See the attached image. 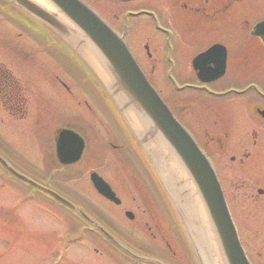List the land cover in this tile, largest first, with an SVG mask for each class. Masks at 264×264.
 <instances>
[{
    "label": "rangeland",
    "instance_id": "1",
    "mask_svg": "<svg viewBox=\"0 0 264 264\" xmlns=\"http://www.w3.org/2000/svg\"><path fill=\"white\" fill-rule=\"evenodd\" d=\"M116 8L117 6L112 3H107L105 7L101 6V10L106 14L113 13ZM17 20L21 24L25 21L23 19ZM2 22L4 21L2 20ZM139 22L144 25L149 24L148 21L143 18L139 19ZM141 26L143 27V25ZM31 31L39 36H43L44 34V31L38 28ZM149 33L151 35L153 34L152 32ZM139 40L137 36L135 39L132 38L129 40V44L133 49L138 46ZM142 49L143 47H141L139 51H142ZM46 50L47 48L44 43L39 45L34 40L28 41L27 45L23 46L5 39H0V55H6L13 61L19 60L26 64L25 66H19L18 72L21 76L26 77V79L30 81L31 76H33V84L36 87L33 89L34 93L41 90L46 94L58 97V94L51 92V89L54 88L56 91L60 90L61 96H66V93L56 86L58 85L57 81L69 82V77H65L66 71L59 70L53 72L45 71L41 68V64L44 63L46 65L45 62H47V60H41L37 58V55H40V52ZM56 50L57 49L53 47L52 52L57 53L58 50ZM198 51L199 48L195 45L189 51V53L193 55H153L158 66H156V71H151L150 64L147 62L148 59L146 60V55H137V57L142 59L146 68L148 67L151 78L163 88L166 84L159 83V78H161L159 71L162 72V76L164 77L170 70L171 62L175 61L178 64L176 74L173 70L171 73L181 80L190 78L191 74L188 73L184 64H186V61H190ZM11 53H16V55H11ZM69 55L67 49L61 54L63 63L68 64L71 62L69 60V58H71ZM51 66L54 69L53 64H51ZM69 85L78 89L71 83ZM28 87L27 85V89ZM86 88L91 91L89 86H86ZM92 90L94 100H97L94 86ZM168 90L171 92L170 95L167 96V93H165L166 96H163V98L167 102L168 99L171 102L173 100V105L177 106L179 104V106L183 108V111L180 113L185 121L180 119L181 122L193 132L200 145H202V143L204 144L205 141L209 142L210 140L204 139L205 131L212 133L218 131L212 124L210 113L213 114V112L210 111V107L205 103L198 102V99L194 97L192 98L194 108L190 105L188 97H184L183 99L185 100L177 103V99L179 98L172 93L171 89ZM76 92L77 95L80 96L79 90H76ZM27 94H30L29 91ZM68 99L69 101L71 100L69 97ZM76 105L78 106L77 103ZM53 106L59 107V112H54ZM217 106L223 115L227 112L230 115L239 114L241 109L240 104L226 107V103L223 101ZM242 106L244 107V105ZM60 107V104L51 96H49L48 100H38L35 95L30 110L28 109V104H24L21 107L23 116L21 115L20 118H12L10 115L8 116L0 110V140L5 143V146H2V149H0V153L7 160L13 162L19 169L24 171L23 174L27 177L34 179H36V177L40 178L46 184H50V182H47V179L49 180L51 175L55 174L53 170L56 166L53 164L50 165L46 159L45 152L50 140L44 128L45 126L47 128L49 124L44 123L43 120H50L55 116L62 118L63 116L62 119L66 122L69 116L76 115V112L70 110V108L65 106ZM208 110L210 112H207ZM48 114L51 115V117ZM240 122H244V120L240 119ZM189 124L193 125V128H191ZM247 125H249V122ZM96 126L97 129L100 130L98 125ZM102 133L105 134L103 129H101L97 135L94 133V138H91L95 151L91 148L90 150L97 155L94 154L93 156L89 151L85 157V161L75 171L67 170L66 172L68 174L65 173L63 175L60 183L54 181L52 187L64 193V195L71 197L75 202L86 206L89 210H92L94 214V211L105 213L106 217H108L107 221L111 220L112 226L119 229L121 236L129 240L139 251L150 254L160 260H167L169 264H192L188 251L180 241L179 232L177 228L174 227L171 217L168 214V206L170 207V205L167 198L150 188L151 184L143 173L133 169L137 168L136 164H138L134 158L131 157V162L125 164V166L129 167L126 169V171H128L125 174L119 170L117 165L118 162L113 160L110 150H107L105 147L100 149L101 142L106 140ZM262 147L264 149L263 142ZM236 156V153H230L227 156V161H230V157ZM43 162L45 164L44 167ZM46 164L49 165L48 170L46 169ZM91 167L95 168L98 172H103V174L108 175L107 177L112 182L115 180L114 183L118 192L122 194L120 197L123 201V205L126 207L125 209L130 208L132 209L131 211L136 212V220H129L125 216V213H121L123 211L122 207L106 205L90 191L88 184H86L88 176L86 178L85 174L87 173L86 170ZM232 168L237 169L236 165H233ZM114 169L117 170V173H115L116 170ZM216 169L221 178L223 174L222 168L216 166ZM137 178L146 182L151 198H148L146 192L140 195L138 191L136 192V189L133 188L135 184L134 181H137ZM236 179V176H232L231 178L233 182ZM12 181L16 182L14 178L6 174L0 168V264H60V261L64 260V264H127L126 259L121 257L119 252L111 249L107 243L100 245L101 243L97 242V235L86 229L85 226L80 223L76 214L62 207H59L63 210L60 211L56 208V205L54 206V204L50 203L47 199H39L42 196L30 191L26 185L21 183L17 184V182L13 183ZM234 183L232 184L234 185ZM22 185L27 188L22 187ZM68 187L71 191L66 190L69 189ZM78 190L80 192H77ZM236 194L244 198L239 192ZM81 195L85 196V200ZM28 199H30V202ZM84 201L87 203H84ZM40 207L44 209L41 210L42 212L39 210ZM147 212L149 213L148 215ZM232 212L240 231L242 225L246 228L254 224L253 221L255 220L240 217L236 209L233 208ZM60 221L62 223H60ZM82 228L84 232L80 233ZM71 233H73L72 236ZM242 234L244 235V241L254 244V248H250L258 264H263L264 238L260 240L259 234L258 236L256 234L251 236L249 233L245 234L241 232V235ZM255 240L258 242H255ZM98 247L102 255L100 252L94 255V250ZM57 248L61 250L60 254H56L59 255V259L55 258L56 255L54 254ZM171 251L174 254H172ZM259 254L260 257L258 259Z\"/></svg>",
    "mask_w": 264,
    "mask_h": 264
},
{
    "label": "water",
    "instance_id": "2",
    "mask_svg": "<svg viewBox=\"0 0 264 264\" xmlns=\"http://www.w3.org/2000/svg\"><path fill=\"white\" fill-rule=\"evenodd\" d=\"M15 1L49 26L62 33H68L69 27L57 15L31 0ZM47 1L74 27L75 36L80 34L100 66L110 76L124 102L142 124V131L148 136L147 139L152 141L159 158L180 176V181L174 185L172 182L166 183L170 186L166 190L185 224L184 232L198 264H248L220 182L210 161L189 133L175 121L167 106L147 82L122 40L80 1ZM0 161L12 173L28 181L15 173L1 158ZM177 194L180 197L179 202L175 200ZM185 202H188L189 207L184 206ZM65 204L72 207L66 201ZM188 210L193 217L199 219L197 225L202 232L195 233L197 227H191L189 224L186 217ZM206 233L213 235L217 245L212 243L210 246L208 242L206 244ZM107 237L112 239L111 236Z\"/></svg>",
    "mask_w": 264,
    "mask_h": 264
},
{
    "label": "flooded vegetation",
    "instance_id": "3",
    "mask_svg": "<svg viewBox=\"0 0 264 264\" xmlns=\"http://www.w3.org/2000/svg\"><path fill=\"white\" fill-rule=\"evenodd\" d=\"M150 2L148 10H152L156 13L157 18L160 22L173 33V36L169 35L165 37L162 33L159 35L162 37V40H158L153 43L152 46H146L145 55H189V52L186 51L187 47L190 44L191 34L194 30L202 28L205 24L213 25L210 29L212 34L208 36H213L210 42V46L215 44H222L227 49V55H237L239 57L235 58V66L237 63H241V55H264V44L260 39L254 38V47L249 52L244 50V47L239 44L242 37V32L247 30L250 26V21L248 18L243 19L245 14V9L248 8L251 2L258 3L257 0H246V4L241 7H236L234 2L231 0H147ZM197 2L200 4L197 5ZM208 6L212 7L213 12L211 13L208 10ZM232 8V10H231ZM248 13V11H246ZM202 13L200 16L195 19L193 17L195 14ZM169 15V18L167 16ZM255 17H261L264 15V12L260 10L254 11ZM249 16V15H248ZM247 16V17H248ZM190 21L187 23L186 27H181V24L186 20ZM122 24H125V20L122 22V19L119 16L114 17V25L118 28L122 27ZM194 24L196 25L194 27ZM194 27V28H192ZM237 28V29H236ZM228 29H232L229 31ZM235 29V30H233ZM138 30L142 31V27L138 25H133L130 23L128 37L135 34ZM188 30H191L188 33H184ZM167 39V42H166ZM174 39V42H173ZM218 40V41H217ZM230 41L231 43H229ZM235 47L234 50L231 48ZM208 47V48H209ZM185 48V50H184ZM207 48V49H208ZM182 50V51H180ZM200 53V52H199ZM198 53V54H199ZM256 57V56H255ZM240 66H236V69H239ZM231 73V70L227 68V75ZM236 76V74H234ZM233 75V76H234ZM233 76L230 78L232 81L231 86H226L222 88L220 85L215 89V95L219 94L220 90H231L236 89L240 90V85L235 83ZM259 80L252 83L249 88H255L254 97L257 112H264V74H260ZM237 78V76L235 77ZM1 82H4L2 79ZM246 88V87H245ZM236 95V94H235ZM241 96L237 95L232 97L229 101L240 100L239 103H242ZM227 101L224 99H212L208 103H214L216 106L222 101ZM235 101V102H236ZM234 104V103H233ZM177 111L180 110L176 108ZM216 109V107L214 108ZM240 119H243L244 122H240ZM249 122V125L247 123ZM212 124L216 128L217 132H205L206 140L208 145V150L210 155L212 152L221 151L226 155L225 161H227V156L230 153H236V157H230V166L228 168H222V181L223 184L228 186V183H234L233 187V196L230 194L229 186L226 191V195L230 198L231 204L234 209L237 210L243 218L253 217L256 219H261V215H264V149L262 147V142L264 144V117L259 114L256 117H247V121L242 116L234 117H224L216 115L212 119ZM262 140V141H261ZM207 150V149H206ZM116 156L119 170L124 174L127 166H125V157H127V152L120 146H116ZM124 162H122V160ZM236 165L237 169H233L232 166ZM232 176H236L234 182L231 180ZM135 184H139L142 192L147 190L142 183V181H134ZM249 183L253 188L257 190L258 195L253 196L248 194L242 189V185ZM241 186V188H238ZM137 192V190H136ZM240 193L244 196L241 198L236 193ZM140 195V192H138ZM144 213H146L144 211ZM248 230L249 228L246 227ZM254 234H259L258 231L254 228L250 229Z\"/></svg>",
    "mask_w": 264,
    "mask_h": 264
},
{
    "label": "bare ground",
    "instance_id": "4",
    "mask_svg": "<svg viewBox=\"0 0 264 264\" xmlns=\"http://www.w3.org/2000/svg\"><path fill=\"white\" fill-rule=\"evenodd\" d=\"M6 4H4V6L6 7V8H10V7H12L15 3H16V1L15 0H3ZM33 3H35L36 5H38V6H40L41 8H48V9H51L52 8V6L48 3V1L47 0H31ZM198 4H200V2H197V5ZM22 12H20V11H18L17 13H16V16H17V18L18 19H26L27 18V15L26 14H30V12L29 11H27L26 9H24L23 7H22ZM208 10L212 13L213 12V10H212V7L211 6H208ZM3 21L4 22H2V20H0V39H5V40H7V41H9V42H12V43H16V44H20V45H27V43H28V41H31V39L29 38L30 36L31 37H34L35 35H36V33H34L33 31H31V30H36V28H21L20 30L15 26V25H13L12 23H10V22H7L6 20H4L3 19ZM24 22V21H23ZM31 23L33 24V26H36V24L33 22V21H31ZM211 24V23H210ZM210 24H207V25H204L202 28H200V29H197V30H194L193 32H192V34H191V38H192V42L194 43V44H196L198 47H203V48H201L198 52H201V51H204L205 49H207L209 46H210V44H207L206 46H204L205 44H206V42H207V40L204 38V35H203V31H205V30H210L211 29V27L213 26V25H210ZM191 30H188V31H186V32H183V34L184 33H188V35H189V32H190ZM210 41V40H209ZM218 41V40H217ZM155 42H157L156 41V38H151V43L153 44V43H155ZM173 42H174V39H173ZM216 46H218L222 51H225L226 50V47L224 46V45H221V44H216ZM219 48H217V47H213V46H211V47H209L208 49H207V51L210 53V55H217V54H219ZM66 50V49H65ZM65 50H63V52H57V53H54V52H52V50L51 51H49V52H40L39 54L40 55H38L40 58L41 57H47V56H50L51 58H56V57H58V56H60V54H63L64 52H65ZM197 52V53H198ZM47 55V56H46ZM52 60V59H51ZM23 65V64H22ZM218 76H215V77H213L212 79L213 80H218ZM130 135H132V133L131 132H128ZM80 135V134H79ZM78 135V137L79 138H81L80 136ZM82 139V138H81ZM83 140V139H82ZM84 141V140H83ZM85 142V141H84ZM135 142H136V139H135ZM197 145V147L200 149V151L205 155V157L210 161V151L208 150V145H207V143H205L204 145H198V144H196ZM207 149V150H206ZM53 154L54 155H56V157H61L62 156V154L60 153V152H58L57 153V151H56V149H54V151H53ZM86 155V152H83L82 153V155H81V158H83L84 156ZM212 155L213 156H211V157H213L214 158V163H213V165H214V167H215V169H216V166H218V167H221V168H228L229 166H230V162H227V161H225V158H226V155H224L221 151H218L217 153L216 152H212ZM1 159H4L3 157H0ZM211 163V162H210ZM155 164V163H154ZM156 165V168H158V169H160L161 171H162V173H163V175L166 177V178H168L169 179V181L171 180L172 181V184L174 185L175 184V182H179L180 181V179H174V178H172V176L169 174V173H167L166 172V170L162 167V166H158V164L156 163L155 164ZM211 165H212V163H211ZM88 170V169H87ZM57 172H60V171H56V173ZM62 172H64V171H62ZM216 173V172H215ZM218 174V173H217ZM57 175V174H56ZM170 175V176H169ZM58 177H59V179L63 176V175H57ZM89 177H90V174H89ZM102 177V175H100L99 176V178H101ZM218 178H220L219 176H217ZM105 178V180L107 181V182H109L110 183V181L108 180V179H106V177H104ZM109 183H106L107 185H109ZM86 184H88V186H89V188H90V191H92L94 194H95V196L99 199V200H101V201H103L106 205H109V206H117V205H115V204H113V203H111V202H109V201H107L104 197H102L97 191H96V187L94 186V181L93 180H90V178H89V180L87 181V183ZM220 185H221V189L222 190H224L225 191V189H227L228 188V186H229V190H230V194H232L233 195V189L235 190V188L233 187V185L231 184V183H228V186L227 185H225V184H223L222 182H220ZM36 186H40V184L38 183ZM83 186V185H82ZM158 189L160 188V185H155ZM69 188V187H68ZM133 188H135L138 192H140L141 194H143V192H142V190H141V187H140V185L139 184H134V187ZM238 188H241V186H238ZM70 189V188H69ZM82 189V188H81ZM242 189L245 191V192H247L248 194H250V195H253V196H257L258 195V193H257V190L255 189V188H253L252 187V185L251 184H249V183H246V184H244V185H242ZM77 192H80L79 190L77 191ZM112 193V190H110V194ZM121 196H122V194H121ZM148 198H151V197H149L148 196ZM224 199H225V201H226V203H227V205H228V208L230 209V213L232 214V221H233V224H234V226L235 227H237L238 228V226H237V224H236V222H235V219H234V216H233V212H232V210H233V206H232V204H231V201H230V198L227 196V195H224ZM55 206V205H54ZM120 207H122V209H123V211L121 212V213H126V211H128V209H125L126 207L123 205V201H121V204L119 205ZM59 207H62V208H66V205H65V200L64 199H62V198H60V201H58L57 202V204H56V208L57 209H59V210H61V211H63L61 208H59ZM125 209V210H124ZM74 214H76L77 215V217L79 218V221H80V223L83 225V226H85V228L86 229H94V231H95V233H103V230H104V226L107 224V217H106V214L105 213H102V212H100V211H96L95 212V214H93V215H90V214H86L85 212H81L80 213V215H78L77 213H74ZM239 214V213H238ZM134 215H135V218L134 219H136L137 218V214H136V212L134 213ZM240 215V217H242L241 216V214H239ZM248 219H253V220H255L253 217H249ZM78 221V220H77ZM253 225L252 226H249L248 228V230L245 228V226L243 227V225H242V227H241V231H240V228H238V230H236V233H237V237H238V240H239V242H240V244H241V246H242V248H243V250H246V252H247V255H246V260H247V262H248V264H252V263H255L256 262V257H255V255H254V253H253V251L252 250H250V248L247 246L248 244L244 241V235L242 234L241 235V232L242 233H245V234H247V233H249V234H252V232H251V228H254V229H256L257 231H258V233H259V238H260V240H262V238H264V215H261V219H256L255 221H253ZM69 228H70V230H71V227L69 226ZM68 228V229H69ZM243 228H244V232H243ZM82 230H84L83 228H82ZM72 231V230H71ZM247 232V233H246ZM73 235V233H71V236ZM257 236H258V234H256ZM204 238H205V241H206V238H207V241H206V244H207V242H208V244L210 245V246H212L211 244L212 243H214L215 245H217V243H216V241H215V239L213 238V235L211 234V233H206L205 235H204ZM263 242V241H262ZM97 247V246H96ZM96 251H97V253L99 254V252H100V254L102 255V253H101V250L99 249V247L97 248V249H95ZM260 252H262V251H260ZM64 257H65V255H64ZM64 257H63V259H64ZM62 259V260H63ZM102 261H104V260H102ZM64 262H65V260L64 261H60V264H64ZM66 262H67V260H66ZM264 264V263H263Z\"/></svg>",
    "mask_w": 264,
    "mask_h": 264
}]
</instances>
